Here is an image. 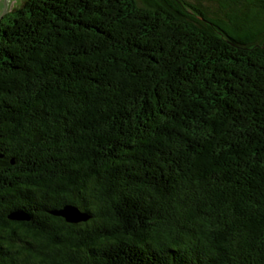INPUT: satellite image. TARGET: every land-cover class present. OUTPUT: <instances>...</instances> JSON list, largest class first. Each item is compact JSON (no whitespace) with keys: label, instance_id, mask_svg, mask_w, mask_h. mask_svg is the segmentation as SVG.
<instances>
[{"label":"trees","instance_id":"obj_1","mask_svg":"<svg viewBox=\"0 0 264 264\" xmlns=\"http://www.w3.org/2000/svg\"><path fill=\"white\" fill-rule=\"evenodd\" d=\"M0 264H264V0L4 15Z\"/></svg>","mask_w":264,"mask_h":264},{"label":"water","instance_id":"obj_2","mask_svg":"<svg viewBox=\"0 0 264 264\" xmlns=\"http://www.w3.org/2000/svg\"><path fill=\"white\" fill-rule=\"evenodd\" d=\"M10 0H0V17L7 12ZM53 215L59 216L67 223H78L87 219V214L79 210L78 207L72 204H65L61 208L51 212ZM11 219L23 220L26 216L22 213H15L10 216Z\"/></svg>","mask_w":264,"mask_h":264},{"label":"rangeland","instance_id":"obj_3","mask_svg":"<svg viewBox=\"0 0 264 264\" xmlns=\"http://www.w3.org/2000/svg\"><path fill=\"white\" fill-rule=\"evenodd\" d=\"M24 1H25V0H10L9 6H8V9H7V12H6L4 15H6V14H8L9 12L14 11L15 9L19 8V7L23 4ZM203 4H204V5H207L208 8H210V9H215V8H216L215 3H212V2H206V1H205V2H203ZM4 15H2V16L0 17V20H1V18H2Z\"/></svg>","mask_w":264,"mask_h":264}]
</instances>
